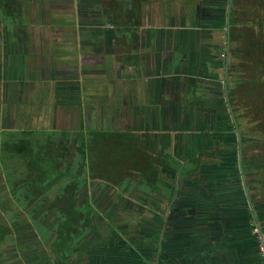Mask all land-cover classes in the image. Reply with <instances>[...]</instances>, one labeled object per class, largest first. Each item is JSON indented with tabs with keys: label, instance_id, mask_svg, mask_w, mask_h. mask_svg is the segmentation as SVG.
<instances>
[{
	"label": "rangeland",
	"instance_id": "rangeland-1",
	"mask_svg": "<svg viewBox=\"0 0 264 264\" xmlns=\"http://www.w3.org/2000/svg\"><path fill=\"white\" fill-rule=\"evenodd\" d=\"M117 1L118 6L116 8L117 11H120V20L128 22L129 26V23L133 22L130 18L136 10L132 6L134 0H16V6L11 5L10 8L11 10L17 8L21 13L18 21H21L22 25L16 29L21 41L17 40V35L12 26L3 20L1 12L0 46L9 41L12 45L11 51L15 50V45H18L19 49L17 53L12 54L15 61L13 69L17 71L10 72L7 76L8 78L10 75L12 76L8 79V87L10 91H13L10 97L9 93L5 96V102H9L13 106V108L11 106L8 108L7 118L9 122L8 126L4 127V130H9L6 131L9 134L4 136L3 133L5 132L0 131V139L4 136L10 140V133L24 130L52 131L54 129H71L78 125L79 114L75 109L70 110L61 105L55 108L54 87L56 83L49 79L48 75L52 68L64 74L63 72L68 73L75 67L84 65L93 71L85 76L89 79L86 81L88 83L85 92L87 93V102L95 107L98 106L95 122L99 125L105 124L113 128L131 131L132 125L128 115L130 110L127 109L131 97L126 100L124 93L130 95L125 90L128 91L133 85L141 90L146 81L139 79L138 75H134L136 71L130 66L129 58H126L127 55H131L129 53L132 51H129L126 46L116 43L114 28L109 27V25L108 27L103 26L105 23L101 21L106 19L104 10H112L110 13H113L111 3H117ZM156 1L161 3L166 0ZM177 1L182 5L185 3L184 6H176L169 1L172 5L164 7L161 3L157 5L158 9H155H169L166 10L167 12L164 11L169 16L168 20L170 17L179 20L183 16L186 21L185 27L190 31V36L200 35L207 38L210 41L211 50L217 58V61L211 60L212 66L215 68H209L215 73L214 79L205 83V88L197 87L200 92L206 91L207 102L205 104L199 103L197 108H192L197 116L201 115L200 117H203L204 113H209L208 123L203 126L197 125L188 128L185 126L182 127V130H178V127L172 123V121L175 122L178 118L180 119L177 111L182 112V117L188 115L191 117L192 113L189 109L186 116L184 109L179 107L171 109L170 130L183 132L180 140L183 145L182 156L183 158L186 157L183 162L185 164L184 169H196L198 175L187 178L190 181L185 186L177 181L179 177L176 170H172L171 174L166 176L169 173L167 172L160 176V189L153 192L149 191L150 188L144 189L139 182L138 175H136L135 180L128 178L129 181H135L134 183H129L125 178H122L118 184L119 188L107 185V182L102 179L91 180L80 189L76 199L79 209L85 207L90 209L93 220L90 222L84 220L83 224H87L90 228H86L84 235L81 234L76 239L72 237V250L76 249L80 240L87 237L91 230H96L105 234L100 235L96 232V236L103 239L101 246L107 244L110 251L112 248H119L115 252L116 257L121 254L119 251L125 252V248H127L126 251H130L132 257L137 253L150 264H157V261H148L142 254L144 252L147 257L158 260V264H164L167 261L164 258L165 244L167 240H170L168 234L170 235L172 228L176 227L174 231L180 233V229L187 227L191 229L197 224L199 228H205L207 233L214 235L215 231L222 228V224H225L226 227L224 228H227L232 223L229 217H233L236 210L246 206V210L252 212L246 189L250 192L249 195L252 196L254 202L264 200V122L260 125L255 121L256 118L251 116L253 109H250L251 115L243 114L245 106L252 103L241 90H247L250 86L248 83L243 87L238 85L243 78V73H239L238 70L242 68L240 65L246 61L244 54H239L244 45L241 44L239 38H233L235 41L231 40L233 33L228 36L227 29L232 20H227L220 27H206L201 30L196 29L194 27L196 25L191 24L196 14V8H202L200 6L202 0ZM203 1L207 3L215 1L217 3V0ZM138 2L143 7L142 10L147 17V10L150 8L147 5L149 1L138 0ZM227 6L228 3L226 2L224 6L226 10ZM164 12H161L162 16ZM154 15L155 13L150 14L149 12L150 17H148L152 19ZM161 15L157 14V18L162 19ZM156 23L160 24V22ZM90 26L92 27L90 28ZM101 28L108 34L107 38L112 43L103 41L110 48L105 44V48L103 46L100 53H95L102 43V37L96 33ZM117 33L120 35V32ZM131 33L124 34L129 36ZM228 38L230 39L228 86L236 93V106L239 109L243 108L240 113L242 115L240 121L236 116L242 136L243 159H251L253 162L244 170L243 174L238 162L239 144L236 129L224 93ZM185 48L186 46H181L180 50H185ZM113 53L117 56H114ZM176 54L175 60H184L182 59L184 57L183 52ZM20 56H23V64H26L27 70L25 72L20 71L23 69H20L17 64ZM118 57L124 59L123 64L126 66V69L124 66V70L120 71L121 73L118 72L121 65V60ZM231 65L235 68L233 73H230ZM101 71H105V73H101ZM134 76L137 78L131 80ZM23 79L26 81H22ZM7 91L5 90L6 93ZM217 113L221 114L222 121H217L220 124L214 118V114ZM2 120L0 127L6 125V122L4 123L6 118L2 116L0 121ZM139 134H137L139 145L146 150L143 155L144 161L149 160V152L158 155L153 151V145L155 149H158L164 142L153 137V135L147 134L143 138L140 132ZM19 137L21 138V136ZM15 138L17 139V137ZM176 138L177 133H173L170 139L172 146L178 142ZM77 139L78 137L73 139V142L68 141L71 154L75 152ZM38 140L40 139L38 138ZM150 144L152 148H150ZM1 145L2 140H0V227L7 230L4 231V236L3 234L0 236V264L26 263L24 257H28V255V258H31L28 264H36L42 259L43 264L46 261L53 263L64 254L60 252V254L52 255L51 249L57 245L58 247L62 246L60 250H64L67 241L59 239L55 232L59 224V211L52 205L55 203V197L66 184L63 180L68 178H65L66 175H60V177L56 176L46 183L42 188L43 195L37 197V200L34 199L35 204L30 206L23 195L12 193V190L16 188L12 176V186H10L11 182L7 181L8 174L11 171L12 174L14 172L13 168L17 170V175L19 177L21 175L24 179L28 175V168L24 165L23 159L11 158L8 150L3 152L4 142L2 147ZM84 145V141H82V147ZM194 156L224 162L214 166H193L188 160ZM6 157L9 160L5 161ZM194 182H198L197 187H193ZM178 186L185 190L190 189L191 197L183 202L184 204L178 202V198H176ZM214 192L215 196L210 197L211 193ZM192 196L198 197L192 199ZM255 209L257 212V207ZM172 220L174 223L169 226ZM259 226L255 219L252 220L253 232L258 241L260 234L256 230H260ZM197 233L195 231L189 236L201 234ZM111 238H114L115 241ZM175 243L178 245L177 242ZM71 252H66L68 260L77 262V254L73 256ZM110 264L117 263L113 261Z\"/></svg>",
	"mask_w": 264,
	"mask_h": 264
},
{
	"label": "crops",
	"instance_id": "crops-1",
	"mask_svg": "<svg viewBox=\"0 0 264 264\" xmlns=\"http://www.w3.org/2000/svg\"><path fill=\"white\" fill-rule=\"evenodd\" d=\"M148 1L147 5L150 7L148 10H154L161 3L164 7H168L167 5H172L173 3L180 7L185 4L183 2L184 4L182 5L177 0H169L172 4L168 0L161 3L156 0ZM226 2L228 3L227 10L224 8ZM200 6L202 8L198 7L197 10L200 9L202 12L210 10L214 14L210 16L212 18L211 23L203 20L201 24L194 26L196 29L220 27L229 17V20H232L228 26L230 33L231 30L233 33L231 40L235 41L233 38H239L241 44L244 45L239 54H244L247 61L250 55L254 58L258 54L264 53V0H217V3L215 1L207 3L202 0ZM166 10L168 11L169 9L158 10L157 12H164ZM166 12H164L163 16L159 14L164 22L169 21L167 19L169 16ZM220 16L222 18L225 16L226 21L221 20ZM149 28L152 34L150 37L144 38L142 42L143 44L150 43V46L142 48L143 50L140 53V60L142 62L135 69L136 74L134 75H138L139 79H145L146 83H144L143 88L146 87L149 90L150 100L147 99L146 94L143 97L142 89L138 93V99L136 96L132 97L134 101L133 108L134 111L136 110L137 115L136 121L140 120V123L144 122L147 125H144V129L140 127L133 129L140 132L144 138L147 134L153 135L155 138L166 141L168 145L171 143V135L177 133L176 140L178 142L175 144V155L181 161H184L186 157L183 158L182 156L183 145L180 140L183 132L174 131V129L170 130L172 120L171 109L173 106L183 107L187 109L188 113L189 109L197 108L199 103L204 104L207 102L208 95L205 94L206 91L200 92L198 88H205L204 84L214 79L215 73L209 68H215V66H212L211 60L217 61V58H215L216 54L212 52L210 41L207 38H203L200 35L196 37L190 36V31L185 26L177 27L171 23L152 27L144 26L143 31ZM258 45H260L261 49L259 48V51H263L262 53L258 51ZM181 46H186L185 50H180ZM10 48H12L11 44ZM4 52V44H2L0 46V120L2 116L7 120H4L6 125L0 127V131L2 132L9 131L4 130V127H7L9 122L7 118L8 108L9 106L13 108L9 102H5V96L8 93L9 97L13 94V91H10L8 87V79L12 76L10 75L8 78L2 75L7 74V69L13 68V63H15L12 57V54L15 53L4 54ZM177 52L184 53L183 61L175 60L174 56L177 55ZM23 61V56H20L17 61L20 69L24 68ZM10 71L13 72L15 70ZM137 77L129 78L133 80ZM174 89H176L175 94L180 96L178 100L174 99ZM5 90H8L7 93ZM181 95H184V97ZM125 97L126 100L129 98L127 94H125ZM190 98L191 100H189ZM177 113L179 112L177 111ZM180 113L182 112L180 111ZM0 122H3V120ZM198 122L199 119L196 121L194 119V124L191 123V125H196ZM258 203L259 210H262L261 208H264V200ZM238 215L241 216L240 213ZM237 219H239V222H235ZM229 220H234V223L228 225L230 226L229 232L224 236H221L219 227V230L215 231L214 235H211L204 232L205 228H199L196 224L195 227H191L192 233L197 231L201 234L191 237L188 234H182L183 228L180 229V233L174 231L176 227L172 228L169 236L170 240H167L165 245L164 258L167 261L164 264H263L259 241L256 239L257 237L254 235L252 228V216L248 215L244 218H235L233 216L229 217ZM262 223L264 227V219H262ZM187 230L189 231V229ZM167 231L169 232V229ZM96 232V230L90 231L87 237L80 240L76 249L72 250V255L77 254L78 256L77 262L69 261L66 256L67 253L64 250H60L57 245H54L57 249L55 247L51 249V254L55 255L62 252L64 255L53 263L46 261L44 264H110L113 261H116L117 264H150L137 253L132 257L131 252L126 251L128 250L127 248H125V252L119 251L121 254L116 257L117 254L115 252L119 248H112L110 251L107 244L106 246H101L100 244H102L103 239L102 237L98 238L96 234H105ZM178 234L180 238L178 241H175V237L172 235ZM111 240L115 241L114 238H111ZM142 254L148 261H157L158 264V260L147 257L144 252ZM152 255L156 257L154 253ZM28 257H24L26 263L23 262L22 264L29 263L31 258ZM42 260L36 264H43Z\"/></svg>",
	"mask_w": 264,
	"mask_h": 264
},
{
	"label": "trees",
	"instance_id": "trees-1",
	"mask_svg": "<svg viewBox=\"0 0 264 264\" xmlns=\"http://www.w3.org/2000/svg\"><path fill=\"white\" fill-rule=\"evenodd\" d=\"M15 1L16 0H0V14L2 12L3 20L7 21L12 26V28L15 30V34L17 35L16 29L19 28L22 23L21 21H18V18L21 16L20 11L17 10V8L14 10H11L10 8L11 5L16 6ZM134 4H132V6ZM203 13L205 14L203 20L207 23H211L212 18L210 16H212L214 13L210 10H204ZM220 19L226 21L225 16H223V18L220 16ZM126 26L128 28L131 27L128 25ZM131 28L130 30H125V32L130 33ZM135 34H137V32H135ZM16 38L17 40L21 41L19 35H17ZM259 48L260 45L257 46L258 51ZM250 56L247 58L245 63L240 65L242 68L237 66L238 68H241L238 70V72L243 73V78L239 81L238 85L243 87L246 83H248L250 86V88L247 90H241L244 96L249 98L250 102L252 103L245 106V111L243 114L249 116L251 115L250 109H253V115L251 116L256 118L255 121L261 125L264 122V53L258 54L254 58ZM128 62L131 66V64L135 62V57L132 56ZM234 69L235 68H233L231 65L230 73H233ZM228 93L229 101L231 105H233V110L237 116V119L240 121L242 117L240 113L243 108L241 107V109H239L236 106V93L233 91V89H229V86ZM247 109H249V111H247ZM205 114L208 115L209 113ZM214 115H216V122L218 120L222 121L220 113ZM84 132L85 138L82 135ZM3 134L4 136H7L9 133L5 132ZM10 134V140L4 136H2L0 139L2 140L1 147L3 146V142L5 143L3 152L8 150L11 158L19 157L23 159L24 165L28 168V175L26 174L27 176L25 179L22 178L20 174L19 177L17 175V170L13 168L14 172L12 174L11 171L8 174L7 181L9 183L11 182L10 186H12V178L15 180L14 186L16 188L12 190V193L23 195L25 201L28 203V205L30 204V206L35 204L34 199L37 200V197L43 195L42 188L46 183L53 180L56 176L66 172V164L71 155V157L75 156V158H84L83 168H81V170L72 169V171H70L66 177L69 180H63L66 182V184H64L61 191L55 197V203L52 205L53 208H56L59 211V224L57 225L55 232L59 239H64L67 241L66 244V242L63 240L66 244L64 251L67 253L72 251V237L76 239L81 234H83L85 230H87L86 228L90 229L87 224H83L84 220L87 222L93 220L90 209L87 207L84 209H79L76 199L81 187L85 185L90 179H102L103 181L114 185L120 178H122V176H128L131 178V176H134V174L137 173V175L141 178V184L144 189L150 188L149 191L153 192L159 191L160 189V186L156 182V179L160 174L159 168L157 167L158 165L175 169L182 185H185L188 181H190V179L187 178L198 175V170H185V165L169 153L160 154L158 156L149 155V160L144 161V151L140 148L139 136L131 131L111 129L101 130L86 127V130L80 131L77 139L78 141L76 143V145L81 148V151L86 154L85 157L79 153L71 154L69 150L70 146L68 143V138L65 136H59L58 133L54 131L24 130ZM19 136H21V138ZM23 136L24 138H22ZM15 137H17V139ZM30 137L34 139H31ZM38 138L40 140H38ZM84 139L85 146L81 147L82 141ZM7 160H9V158L6 157L5 161ZM223 162L224 161H216L215 159L201 158L199 156L189 160L191 165L200 167L204 165L214 166ZM252 163L253 162L251 159H242L243 170L251 166ZM197 184L198 182H194L192 185L193 187H197ZM176 195L178 202L183 203L189 200L191 197L190 189L185 190L183 187L178 186ZM213 196H215V192L211 193L210 195V197ZM193 197L198 196H192V199H194ZM250 197L252 199L251 195ZM252 203L254 209L257 207V212L256 209L252 212H248L245 206L242 209L236 210L237 213L234 215V217L244 218L248 215L252 216V218L255 219V222L260 225L259 229L261 233L264 234V227L262 226V219H264V208L259 210V203L254 202L253 200ZM250 209L252 208L250 207ZM238 213H240L241 216H239ZM231 222L234 223V220H231ZM235 222H239V219H237ZM173 223L174 221L172 220L169 226H172ZM224 227H226V225L222 224V228L220 229L221 236H224L229 232L230 226H227V228ZM2 228L3 227H0V236H2V234L4 236V231L7 230L6 228ZM187 229L188 227L183 228L182 234L189 235L192 233L191 229H189V231ZM168 236L170 235L168 234ZM173 236L175 237L174 239L176 241L179 239L180 235L178 234ZM59 249H62V246H59Z\"/></svg>",
	"mask_w": 264,
	"mask_h": 264
},
{
	"label": "flooded vegetation",
	"instance_id": "flooded-vegetation-1",
	"mask_svg": "<svg viewBox=\"0 0 264 264\" xmlns=\"http://www.w3.org/2000/svg\"><path fill=\"white\" fill-rule=\"evenodd\" d=\"M145 1V0H144ZM134 5L133 7L136 9L133 16L130 18L131 20H133V22L129 23V26H131V33L129 36H126L124 33L125 30H130V28H128L126 25H128V22H124V21H121L120 20V11H117V6H118V1L117 3H111V5H113V13H110L111 11L110 10H104V12H106V19L105 20H101L103 23H105L103 26H107L109 25V27H113L115 32H116V37L115 39L116 40V43L120 44V45H123V46H126L127 49L129 51H132L131 55H127L126 58H131L132 56L135 57V62L133 64H131V67L134 68V71H136L135 69L138 68L140 62H142V60H140V53L142 52V48L144 46H147L149 47L150 46V43L148 44H143L142 40L144 38H148L151 36L152 32H151V29H146V30H141L143 26H149V27H152V26H157L158 24L156 22H160L159 25H165V24H173L177 27H182V26H185L186 25V21L184 19V17L182 16L179 20L176 18L174 19V17L171 19V17L169 18V21H163L162 19H158L157 18V14H161V12H157L158 10L157 9H154V10H147L148 12V16H149V12L150 14L155 13L154 17L152 19H150L148 16L146 17L144 15V12H143V7L141 5H139V2L138 0H134ZM159 10H162V9H159ZM157 12V14H156ZM114 15V17H113ZM204 13L196 8V14L194 16V19L191 21V24L194 25H199L203 22V17H204ZM146 17V19H145ZM133 18V19H132ZM162 21V22H161ZM202 21V22H201ZM102 26V28H103ZM92 26H90L91 28ZM127 27V28H126ZM102 28L99 30V31H95L98 35H100V37H102V43H101V46L100 48H97L95 53H100L102 51V48L104 46L105 48V44L107 45V43H112L108 38H107V33L104 32V30H102ZM93 29V28H92ZM104 29V28H103ZM117 32H120V35H118ZM124 32V33H123ZM135 32H137V34H135ZM104 33V35H103ZM133 35V37H131ZM137 35V36H136ZM104 37V39H103ZM95 38V37H93ZM107 42V43H104V42ZM115 44V43H114ZM17 46V47H16ZM108 48L109 45H107ZM131 48V49H129ZM10 42H5L4 44V54H9L10 52L12 53H16L18 52V45H15V50H10ZM114 56H117L115 53H113ZM139 58H138V57ZM120 58V57H118ZM121 60V65L119 67L120 70H118L119 73H121L120 71L124 70V64H123V58H120ZM13 63V62H12ZM125 69H126V66H125ZM10 70H14L13 68H9L7 69L8 73L7 74H3L2 76H8L10 74ZM27 70L26 68V64L24 65V68H23V72H25ZM93 72L92 70L89 69V67L87 65H84L82 67H75L74 70H71L69 71L68 73L66 72H63L64 74L57 72L55 68H52L50 70V73L48 75V78L55 81V108H58V106H63V108H66L68 107L70 110H76V112L79 114V120L77 122L78 125L74 126L73 128L71 129H59V130H52L54 132H57L59 136H65L68 138L69 141L73 142V139H76L79 134H80V131L81 130H86V127L88 128H96V129H101V130H121V131H127V130H123V129H120V128H113L111 126H107L105 124H102V125H99L98 123L95 122V116H96V112H98L97 110V107L98 106H93V105H90L86 99V92H85V89H86V84L88 82H86L87 79L85 76L87 75V73H91ZM27 73V72H26ZM101 73H105V71H101ZM22 81H26L25 79H23ZM176 82V81H175ZM142 91H143V97L144 95L147 97V99L150 100V92L149 90H147L146 87H142ZM125 92L127 93H130V95H128L129 97H131V102L130 104L128 105L129 109L130 110V114L128 113V115L130 116L129 119H130V124L132 125L131 127V132L135 133V134H139L138 131L134 130L133 128H142L144 129V125H147L145 124L144 122H141L140 123V120L136 121V110L134 111V101L132 100V97L136 96L137 99H138V93L140 92V90H138L134 85L132 88H129L128 91L125 90ZM176 92V89H174V92H173V95H174V99H180V96H177L175 94ZM134 93H136L134 95ZM126 93H124L125 95ZM184 97V95H181ZM226 100V98H225ZM227 102V101H226ZM172 108H177L175 106H173ZM233 108V106H232ZM103 109V107H102ZM181 109H184L185 110V115L187 116V110L186 108H181ZM192 115L190 117V115H188L187 117H182V113L179 112V117L180 119L178 118V120H175V122L172 121V123H174L177 127H178V130H182V127H185L188 128V127H195L197 125L199 126H203L204 124H206L207 122L206 121H209L208 119V115H206L205 113L203 114V117H200V116H197L196 113H194V111L192 110V108L190 109ZM234 111V110H233ZM235 115V114H234ZM214 118L216 119V115L214 116ZM213 118V120H214ZM199 119V123H197L196 125H191L194 124L193 121ZM232 119V117H231ZM235 119H236V115H235ZM233 122V120H232ZM236 122H237V119H236ZM218 123V122H217ZM234 124V122H233ZM238 125V123H237ZM198 126V127H199ZM235 126V125H234ZM156 127V126H154ZM239 128V126H238ZM236 129V127H235ZM240 130V128H239ZM83 137L85 135V132L82 134ZM140 135V134H139ZM236 135H237V131H236ZM240 135H241V131H240ZM64 137V138H65ZM141 137V136H140ZM143 137V136H142ZM61 138V137H60ZM85 138V137H84ZM144 138V137H143ZM237 138H238V135H237ZM84 141V144H85V139L83 140ZM163 145L158 148V149H155L154 145H153V151L158 153V155L160 154H172L176 159H178L180 162H184L183 160L181 161L176 155H175V145L172 146L171 143L168 145V143H166V141H163ZM75 144V143H74ZM238 144H239V151L241 150L242 151V136H241V143H239V139H238ZM168 145V146H167ZM85 146V145H84ZM82 147V146H81ZM167 147V148H166ZM140 148L143 150V151H146L144 150L141 146ZM150 148H152V145L150 144ZM80 149V150H78ZM74 153H79L80 155L82 156H86V154L84 152L81 151V148L78 147L77 145H75V152ZM150 155L152 156H158L157 154H153L151 152H149ZM72 156V155H71ZM69 158L68 162H67V167H69L70 169L68 170V168L66 169V172L63 173V174H60V175H67L69 174L70 171H72V169H80L83 168V163H84V158H75V156ZM194 157H198V156H194ZM192 157V158H194ZM190 158V159H192ZM79 159V160H78ZM186 159V158H185ZM189 159V160H190ZM242 159H243V152H242ZM188 160V162H189ZM238 162H239V152H238ZM184 164V163H183ZM185 165V164H184ZM159 168V171H160V174L158 176V178L156 179V182L157 184L160 186V183H161V179H160V176L161 175H165L166 176L168 174H171L172 170H175L173 168H169V167H165V166H162V165H158L157 166ZM60 175H58L60 177ZM136 174H134V176L131 177L132 180H135L136 178ZM175 176V175H174ZM173 176V177H174ZM65 177V178H66ZM171 177V178H173ZM122 178L126 179L127 182L129 183H134L135 181H129L128 180V176H122ZM122 178H120L116 184L112 185L110 183H106L107 185L109 186H117L118 187V184L120 182V180H122ZM138 179H139V182H141V178L138 176ZM91 179L88 181L90 182ZM177 181L179 182V180L177 179ZM88 182L86 184H88ZM85 184V185H86ZM178 184V183H177ZM85 185H83L82 187H84ZM122 186V185H121ZM81 187V188H82ZM80 191V190H79ZM79 194V192H78ZM77 194V195H78ZM92 231V230H91ZM94 238V237H92ZM131 256V255H130Z\"/></svg>",
	"mask_w": 264,
	"mask_h": 264
},
{
	"label": "water",
	"instance_id": "water-1",
	"mask_svg": "<svg viewBox=\"0 0 264 264\" xmlns=\"http://www.w3.org/2000/svg\"><path fill=\"white\" fill-rule=\"evenodd\" d=\"M228 20H229V17H228ZM227 33H228V36H229V33H230L229 27L227 29ZM229 42H230V39L228 38L227 59H226V67H225V72H224V93H225V98H226V101H227V106H228L229 113H230V115L232 117V120L234 122V125L236 127L239 143H241L240 130L238 128V125H237V122H236V119H235V115H234V111H233L232 105H231V103L229 101V93H228V71H229V55H230V44H229ZM239 166H240V169H241V173L243 174L244 170H243V164H242V151L241 150L239 151ZM245 187H246V184H245ZM249 194L250 193H249L248 189H246V195H247V199L249 201V205L252 208V211H254L252 199H251Z\"/></svg>",
	"mask_w": 264,
	"mask_h": 264
},
{
	"label": "built area",
	"instance_id": "built-area-1",
	"mask_svg": "<svg viewBox=\"0 0 264 264\" xmlns=\"http://www.w3.org/2000/svg\"><path fill=\"white\" fill-rule=\"evenodd\" d=\"M256 232L260 234L259 247H260V254L263 260V264H264V235L261 233L260 230H256Z\"/></svg>",
	"mask_w": 264,
	"mask_h": 264
}]
</instances>
